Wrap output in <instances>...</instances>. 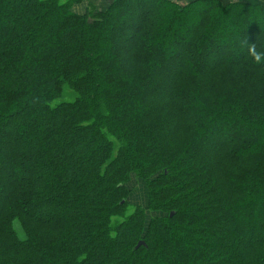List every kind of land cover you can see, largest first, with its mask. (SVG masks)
Listing matches in <instances>:
<instances>
[{
	"label": "trees",
	"instance_id": "obj_1",
	"mask_svg": "<svg viewBox=\"0 0 264 264\" xmlns=\"http://www.w3.org/2000/svg\"><path fill=\"white\" fill-rule=\"evenodd\" d=\"M86 1L0 0V264H264V0Z\"/></svg>",
	"mask_w": 264,
	"mask_h": 264
},
{
	"label": "rangeland",
	"instance_id": "obj_2",
	"mask_svg": "<svg viewBox=\"0 0 264 264\" xmlns=\"http://www.w3.org/2000/svg\"><path fill=\"white\" fill-rule=\"evenodd\" d=\"M62 2H65V0H61ZM174 1V0H173ZM176 2H179L180 4H187L189 2H192V0H175ZM224 1H232V0H224ZM235 1H243V2H254L255 0H235ZM106 2V3H105ZM109 3V2H108ZM107 0H103V7L101 8H106L108 5ZM97 5V4H95ZM74 11L76 13H79L76 11V9L74 8ZM85 12V11H84ZM83 12V13H84ZM82 14V13H80ZM239 30H242L241 26L238 25ZM221 34V33H220ZM224 34V33H222ZM232 50V48H229ZM237 50V49H236ZM1 186V185H0ZM136 186V187H135ZM129 187L132 189V193L129 197V201L132 205H138V204H146L147 202V195L145 192V186L143 184H138L136 183V180L132 181L129 185ZM39 215L42 216V212L39 213Z\"/></svg>",
	"mask_w": 264,
	"mask_h": 264
},
{
	"label": "crops",
	"instance_id": "obj_3",
	"mask_svg": "<svg viewBox=\"0 0 264 264\" xmlns=\"http://www.w3.org/2000/svg\"><path fill=\"white\" fill-rule=\"evenodd\" d=\"M89 2L92 4H100V3L103 4L102 3L103 0H87L84 4L76 6L75 7L76 11L79 13H83L86 10V8L88 7Z\"/></svg>",
	"mask_w": 264,
	"mask_h": 264
},
{
	"label": "clouds",
	"instance_id": "obj_4",
	"mask_svg": "<svg viewBox=\"0 0 264 264\" xmlns=\"http://www.w3.org/2000/svg\"><path fill=\"white\" fill-rule=\"evenodd\" d=\"M251 55L253 56L255 62L259 63L264 59V53H257L255 49H250Z\"/></svg>",
	"mask_w": 264,
	"mask_h": 264
},
{
	"label": "water",
	"instance_id": "obj_5",
	"mask_svg": "<svg viewBox=\"0 0 264 264\" xmlns=\"http://www.w3.org/2000/svg\"><path fill=\"white\" fill-rule=\"evenodd\" d=\"M142 245H143V243H140V244L138 245V248L141 247Z\"/></svg>",
	"mask_w": 264,
	"mask_h": 264
}]
</instances>
